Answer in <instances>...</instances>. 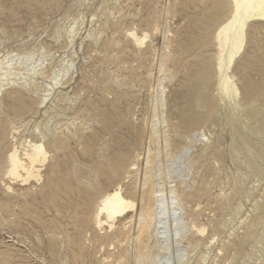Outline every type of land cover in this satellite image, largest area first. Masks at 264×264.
<instances>
[{
  "label": "rangeland",
  "instance_id": "rangeland-1",
  "mask_svg": "<svg viewBox=\"0 0 264 264\" xmlns=\"http://www.w3.org/2000/svg\"><path fill=\"white\" fill-rule=\"evenodd\" d=\"M231 10L0 0V264H264V22L246 23L222 93ZM32 144L43 182L13 183L7 157ZM117 188L134 206L105 219ZM159 199L181 219L164 236Z\"/></svg>",
  "mask_w": 264,
  "mask_h": 264
},
{
  "label": "bare ground",
  "instance_id": "bare-ground-1",
  "mask_svg": "<svg viewBox=\"0 0 264 264\" xmlns=\"http://www.w3.org/2000/svg\"><path fill=\"white\" fill-rule=\"evenodd\" d=\"M229 1L232 6L230 16L227 18L226 21L224 22L222 21L223 23L221 25H218L216 31L214 30L215 35L213 34L215 36V42L217 43V48H218V53L216 55L217 57L214 67V69H216L217 71L216 77L218 78L217 79L218 81H216L218 82L217 90L222 93L228 92V89L232 88L231 86H229L227 81L228 77H226L225 74L227 73L229 66H231L230 64H232L231 62L233 58L236 57L240 49L243 48L242 42H244L243 41L244 39H242L243 38L242 35L246 23L250 20H253L256 23L264 22V0H229ZM243 36H245V32ZM216 102L218 103V101ZM29 149L30 150H25V152H23L21 156L17 155L16 151H13L8 155L7 157L8 163H7V169L5 175L7 178H9V180L13 181V183L21 184L22 186H24L27 185V183L29 182H34L37 186L41 182H43V179L41 180L42 176L40 175L39 168H42L41 166L44 164L46 160L45 159L46 154L42 150L41 146L33 145ZM155 204H156V211L154 216L152 215L155 220V223L153 224L155 227L154 230L155 233H157L158 235L160 233L161 236L162 235L164 236L166 235L165 233L167 229L166 227H164L163 228L164 230L163 231L161 230L162 232H158V229L160 228L159 226L166 225L167 220H169L170 218L172 219L171 222L173 221L175 225L176 224L179 225L181 219L175 217L176 216L175 212L177 211V209H173L170 206V204H167V207H165L161 203V199L157 200V203ZM133 206H134L133 204L131 205L130 202L128 203L123 199L117 188L101 198L97 212L98 215H105L106 216L105 219L107 218L113 220L116 216H120L124 214L125 211L128 210L129 208H133ZM143 214L144 213H140V216H143L142 217L143 220L141 223L145 225L146 222H148L149 216H145ZM96 224L100 227L102 225V221L98 220Z\"/></svg>",
  "mask_w": 264,
  "mask_h": 264
}]
</instances>
